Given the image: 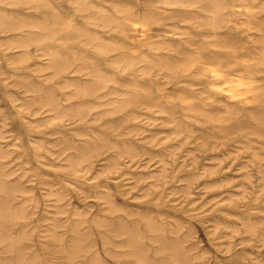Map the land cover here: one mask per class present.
Segmentation results:
<instances>
[{
    "label": "rangeland",
    "instance_id": "rangeland-1",
    "mask_svg": "<svg viewBox=\"0 0 264 264\" xmlns=\"http://www.w3.org/2000/svg\"><path fill=\"white\" fill-rule=\"evenodd\" d=\"M39 1L18 7L5 0L0 15L50 24L55 30L47 44L80 59L74 62V71L55 75L42 46L31 43L28 62L15 68L10 60L23 50L0 47V177L14 190L9 201L0 194V210L9 213L6 229H0V264H68L63 248L69 246V227L75 223L89 248L76 264H133L121 254L124 236L104 232L96 225L101 220L136 230L147 250V264H182L193 257L192 264H264V98L254 108L210 97L207 110L183 109L167 102L168 94L188 89L203 99V84L195 70L172 71L160 61L169 57L175 61L166 62L177 64L198 49L231 51L242 42L260 47L264 32L242 34L240 42H232L224 34L235 18L242 17L234 12L240 7H233V0H216L224 24L217 32L206 27L211 19L207 0H180L152 26L153 32L161 33L163 44L145 48L143 56L127 65L114 63L118 54L93 52L94 42H122L125 9L142 13L160 5L159 0H83V6L78 0ZM89 35L92 42L85 40ZM13 37L0 34V45ZM87 64L108 77L107 85L94 95L65 100L74 92L70 81L93 80L77 71ZM38 66L41 72L34 70ZM256 71L264 74V65ZM30 85L48 90L64 108L84 104L83 119L58 120L53 111L37 109L33 102L41 94L26 91ZM134 87L142 105L124 102ZM227 116L231 121L225 127L219 122ZM101 143L108 149L98 160L72 164L82 149ZM116 154V168L103 174L106 162ZM149 222L155 231L148 230ZM158 235L169 239L172 251L158 250L154 241Z\"/></svg>",
    "mask_w": 264,
    "mask_h": 264
},
{
    "label": "bare ground",
    "instance_id": "bare-ground-1",
    "mask_svg": "<svg viewBox=\"0 0 264 264\" xmlns=\"http://www.w3.org/2000/svg\"><path fill=\"white\" fill-rule=\"evenodd\" d=\"M4 1L5 0H0V3L4 2ZM179 1L180 0H159L160 5L159 4H153L150 8H148V10H146L145 12H142V13L133 11V10L125 7L126 8L125 11L123 9L125 15H124V23L122 25V29H123L122 32L124 33L123 34V41L119 42L118 44H111V43L109 44V42H107L108 43L107 44V43H103V42L96 39V41L94 42V45L92 47L93 52L95 51L100 56H108L109 54H118V55H120L119 56L120 59L114 61V63L124 61L127 64L130 61H132L134 58H136L138 56H143V54H144L143 50L145 48L151 47V46L160 47L163 44L162 37L158 38L159 36H161V33L158 31L153 32L152 26L156 22L157 19L163 18L166 15H168L169 13H171L172 11H174L175 8L172 7L171 4L179 2ZM31 2L32 3L34 2L38 5L39 2H42V1H39V0H10L11 6H18V7L19 6L25 7L28 5L30 6L29 3H31ZM207 3L209 6L208 7L209 13L211 14V19L209 22H207V24L205 23L207 25L206 27L209 28L213 32H217L220 28H223V26H224L223 17H222V8L216 0H207ZM232 3H233V7H235V6L240 7V9H238V10L236 8V10H234V12L237 15H241L242 17L235 18L233 25L231 26V29L226 34H224L225 38L229 39L232 42H240L242 39V37H241L242 34H244V36H246V37H249L256 32L257 33L264 32V2H262V0H233ZM77 5L83 6L84 5L83 0H78ZM4 6H6V5H4ZM7 6H10V5H7ZM233 7H231V9ZM32 8H33V6H32ZM36 8L37 7H35V9ZM38 8H40V5ZM110 21H112V20H110ZM37 22H39V21H37ZM37 22H30L28 20L18 21L15 18H12V17L7 16V15H3V14L0 15V34L8 33V34L14 35V37L11 40L8 41V39H7L8 42L3 43V41H1L2 43H1L0 47L4 46V49L6 51H8L9 49H12V48H21L23 50L22 53L20 52L21 55H19L15 59L10 60L11 65L12 66L25 65L28 62V58H29L27 55L28 47L30 45H32L34 42L37 45L42 46L40 49H43L44 54L43 53L42 54L46 55V57L49 61V64H50L49 66L52 69V71L54 72L53 74H55V75H58V74L66 75L69 72L74 71V69H73L74 62L76 60L80 59V57L75 55L74 53L71 56L63 55L59 51H57L55 48H52L51 46H49L47 44V38L51 37V35L54 34L53 32L55 29H53L52 26H49L50 24L46 25L47 24L46 22H45V24H41L43 22H41V23H37ZM52 22H53V20H52ZM54 23L55 22H53V24ZM53 26H55V25H53ZM226 26H228V25L226 24ZM61 28H63V27H61ZM57 31H58V29H57ZM64 37H66V36H64ZM90 37H91L90 35H89V37H87V39L85 37V40H87V42L91 41L92 38H90ZM215 37H216V35H215ZM214 40H216V39H214ZM49 43H51V42H49ZM62 43H65V42H62ZM80 43H82V41ZM87 45H88V43H87ZM162 48H168L169 49L170 47H162ZM14 55H16V54H14ZM147 61H149V60H147ZM160 61H164V62H162V64L167 66L172 71H175L178 67H181V71H183V70H185V71L186 70H190V71L195 70V72L198 74V76L200 78L201 83L203 84V88H204V91L206 93V96H204L203 99L198 97L196 94H194L193 92H191L188 89H186V90L185 89H179L174 94H168V98L166 99L167 102L172 103V104H177L180 107H182L183 109H195L198 107L201 110H207L208 107L210 106L209 105L210 97L216 98L217 100H220L221 102H223L227 105L231 104V105H234L237 107L254 108L256 106L258 107L261 99L264 98V74H260L256 71V67L258 65H264V42H262L260 47H256L255 45H249V43L245 44L242 42L241 46L237 50L233 49L231 51H221V50L213 49V50H210V52H205L201 49H198L195 51L194 54H188V55L183 56V58L180 60L183 62L177 63V64L171 63V62L170 63L166 62V61H175L169 57L163 58ZM36 62H34V64ZM147 65H149V64H147ZM49 66H46L45 68L47 69V67L49 68ZM43 68L44 67H42V70H43ZM121 69H122V67H121ZM34 70L36 72L37 71L41 72L40 66L35 67ZM77 71L91 76L93 78V80L90 83H81L79 81H73V82L70 81L71 83H69L68 85L73 86L74 92H73V94L66 95L64 97L65 100H69V101L71 100L72 101L74 98L75 99H82L84 96L86 97V96L94 95V93H96L97 90L104 88L109 81L107 76H105L102 72H100L97 68H95V66H92L90 64H87V65L81 67ZM196 73H195V75H196ZM50 75H52V74H49L48 76H50ZM189 76H191V75H189ZM46 77H45V79H46ZM184 86H185V84H184ZM26 91H32V93H33V91L40 92L41 96L38 97L33 103L36 105L37 109H45V110L53 111L58 120L65 119L67 121V120L72 119L74 121H77V120L83 119L82 117H83V111H84V104H79L76 107L72 106V107L64 108L60 105V103L57 101V99L48 90L42 91L40 89V87L37 85H30L29 87L26 88ZM161 95H162V92H161ZM139 97H140V95L134 87L131 94L125 99L124 102L126 104H129V103L130 104H132V103L138 104L139 103L140 105H142ZM145 110H146V108L142 111H145ZM150 111L151 110L149 109V112ZM154 114H157V113H154ZM165 118H167V117H165ZM216 121L218 122L219 120H216ZM230 121H231V117L227 116V117L222 118L219 123H221L222 126L226 127L230 124ZM172 122L174 123V121H172ZM108 126H112V125L109 124ZM178 129H179V127H178ZM115 130L116 129H114L113 131H115ZM174 130H176V132H177V129H174ZM123 131H125V130H123ZM142 132H143V130H142ZM153 133H155V132H153ZM154 136H156V135L154 134ZM149 137L151 138V135ZM187 138H189V137H187ZM184 139H186V138L184 137ZM151 141H153V140H151ZM192 144H193V142H192ZM89 147H85L84 149L81 150L82 155L80 158L72 159L73 160L72 164L74 166L78 165L80 163V161H84L88 165H91L95 160H98L100 158L99 156H101L103 154V152L106 151V149H108V147L106 146L105 143H101L100 145L93 147V148H89ZM196 149H197V147H196ZM170 152H171V150H170ZM0 154H1V150H0ZM251 155H253V154H251ZM118 158L119 157L116 154L112 159H110L106 162L104 170H103V174H108L116 168V165L118 163ZM210 160H212V159H210ZM70 163H71V161H70ZM161 165H162V163H161ZM160 169L161 168H159V170ZM257 169H258V167H257ZM199 175H201V174H199ZM128 176H129V174H128ZM130 176H132V175L130 174ZM262 176H264V174H262ZM29 178H30V176H29ZM226 179H227V177H226ZM202 187H204V186H202ZM259 187H261V186H259ZM130 188H131V186H130ZM12 191H14L13 188H10L7 185H5V183L3 182V180L0 177V194H3L7 201H9L12 198ZM230 194H231V192H230ZM7 201H6V204H7ZM6 204H5V206H6ZM190 204H191V202H190ZM262 204H264V203H262ZM99 205H101V204L99 203ZM109 207H111V206L109 205ZM243 208H245V207H243ZM14 209H15V207H14ZM8 211H10V210H8ZM12 211H13V209H12ZM100 211H102V210H100ZM102 213H104V212H102ZM130 213H132V212H130ZM145 213H147V211ZM232 216H233V214H232ZM235 216H237V215H235ZM13 217H15V216H13ZM8 218H9V213L7 211H5V208H3V210L0 212V229H3V230L6 229L7 224H8ZM50 222L52 223L51 220H50ZM53 222H55V221H53ZM76 222H78V221H76ZM73 223H74V221H73ZM143 223L146 224V222H143ZM9 225H10V223H9ZM96 225H97V227L102 229L104 232H111L115 236H124V241H123L124 243L122 244L123 248L121 247V249L122 250L124 248L125 249H124L123 253H121V254H123L125 256V258L129 259V262H131L133 264H147L146 263V261H147V252L146 251L147 250L144 248L140 234L136 230L124 227L122 225L112 226L110 224V222H108L106 220L97 221ZM147 225H148V230H150V232L156 230L155 225L153 223L149 222ZM69 228H70V237H71V238L70 237L69 238L71 241H70V243L68 242L69 246L67 244L68 247L66 246V248H63V249L65 250L66 258L68 261L66 263L76 264V261L79 258H81L88 251L89 248H88V244H86L85 237L81 232L83 230H80V228H79V224H77V223L72 224ZM144 228H146V226ZM56 236H55V238H56ZM100 236H102V235H100ZM110 236H111V234H110ZM51 237H53V235ZM59 239H58V241H59ZM154 239H155L154 240L155 243H157V245H158L157 248L159 251L163 252V251H169V250L172 251L173 250V247L168 242L169 239L167 240V239H165L159 235H158V237H155ZM55 240H57V239H55ZM243 241H245V240H243ZM243 243H245V242H243ZM261 244H262V242H261ZM120 245H121V243H120ZM45 246H47V245H45ZM58 247H60V246H58ZM255 247H257V246H255ZM118 255H120V253ZM177 255H178V253H174L173 258L174 259L177 258ZM12 256H13V254H12ZM96 256H97V254H96ZM120 256L122 257V255H120ZM98 259H99V257H98ZM242 259H244V258H242ZM91 260L89 259V261H91ZM94 260H95V258H94ZM255 261H257V260H255ZM91 262H93V261H91ZM87 263H88V261H87ZM50 264H51V262H50Z\"/></svg>",
    "mask_w": 264,
    "mask_h": 264
},
{
    "label": "clouds",
    "instance_id": "clouds-1",
    "mask_svg": "<svg viewBox=\"0 0 264 264\" xmlns=\"http://www.w3.org/2000/svg\"><path fill=\"white\" fill-rule=\"evenodd\" d=\"M194 247V246H193ZM192 259H194V257L193 258H190L188 261H186V262H184V261H182V264H192Z\"/></svg>",
    "mask_w": 264,
    "mask_h": 264
},
{
    "label": "crops",
    "instance_id": "crops-1",
    "mask_svg": "<svg viewBox=\"0 0 264 264\" xmlns=\"http://www.w3.org/2000/svg\"><path fill=\"white\" fill-rule=\"evenodd\" d=\"M13 67L15 68V67H19V66H13Z\"/></svg>",
    "mask_w": 264,
    "mask_h": 264
}]
</instances>
